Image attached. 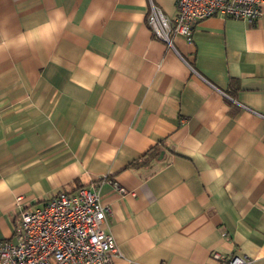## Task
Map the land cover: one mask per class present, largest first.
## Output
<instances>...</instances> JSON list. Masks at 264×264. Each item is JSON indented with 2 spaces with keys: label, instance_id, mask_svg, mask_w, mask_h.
Returning <instances> with one entry per match:
<instances>
[{
  "label": "crops",
  "instance_id": "obj_1",
  "mask_svg": "<svg viewBox=\"0 0 264 264\" xmlns=\"http://www.w3.org/2000/svg\"><path fill=\"white\" fill-rule=\"evenodd\" d=\"M151 4L175 18L176 0H0V240L18 198L98 184L112 264H264V5L170 49Z\"/></svg>",
  "mask_w": 264,
  "mask_h": 264
},
{
  "label": "built area",
  "instance_id": "obj_2",
  "mask_svg": "<svg viewBox=\"0 0 264 264\" xmlns=\"http://www.w3.org/2000/svg\"><path fill=\"white\" fill-rule=\"evenodd\" d=\"M264 0H176L175 18L151 4L147 25L153 36L174 49L182 37L192 41L205 20L219 17L256 23L263 15ZM124 192L123 189H120ZM14 242L0 240L1 264H112L117 246L104 225L110 214L101 202L98 184L72 193H60L42 207L22 206ZM215 264H255L247 255H213Z\"/></svg>",
  "mask_w": 264,
  "mask_h": 264
},
{
  "label": "trees",
  "instance_id": "obj_3",
  "mask_svg": "<svg viewBox=\"0 0 264 264\" xmlns=\"http://www.w3.org/2000/svg\"><path fill=\"white\" fill-rule=\"evenodd\" d=\"M157 151H158V149L154 151V153H153V156H154V157L157 155ZM137 165H139V164L136 163V164H134L133 166H137Z\"/></svg>",
  "mask_w": 264,
  "mask_h": 264
}]
</instances>
